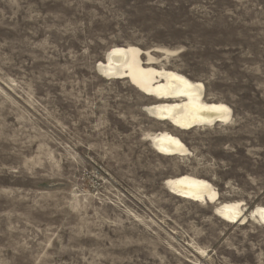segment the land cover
I'll use <instances>...</instances> for the list:
<instances>
[{"label":"rangeland","instance_id":"rangeland-1","mask_svg":"<svg viewBox=\"0 0 264 264\" xmlns=\"http://www.w3.org/2000/svg\"><path fill=\"white\" fill-rule=\"evenodd\" d=\"M198 81L224 123L187 130L97 69L115 46ZM150 58V59H149ZM169 131L186 152L158 154ZM205 179L216 203L178 197ZM264 0H0V264H264Z\"/></svg>","mask_w":264,"mask_h":264},{"label":"bare ground","instance_id":"bare-ground-1","mask_svg":"<svg viewBox=\"0 0 264 264\" xmlns=\"http://www.w3.org/2000/svg\"><path fill=\"white\" fill-rule=\"evenodd\" d=\"M142 55L135 46H115L105 53L104 61L98 63L97 69L106 79H128L130 85L155 99L156 103L144 107L145 112L171 127L187 130L226 122L230 108L220 102H207L202 83L171 70L155 69L150 62L142 60ZM148 136L158 154L170 156L187 151L180 139L169 131ZM165 186L174 195L194 202L212 204L218 200L210 182L188 174L166 179ZM213 211L227 223H242L247 218L264 225L262 206L255 207L247 216L238 202L219 203Z\"/></svg>","mask_w":264,"mask_h":264}]
</instances>
